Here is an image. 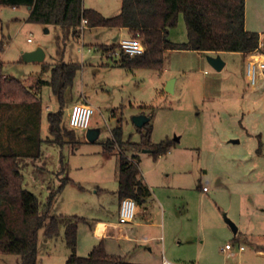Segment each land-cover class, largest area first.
Here are the masks:
<instances>
[{"label": "rangeland", "instance_id": "374dc122", "mask_svg": "<svg viewBox=\"0 0 264 264\" xmlns=\"http://www.w3.org/2000/svg\"><path fill=\"white\" fill-rule=\"evenodd\" d=\"M82 4L106 17L118 14L121 8V0H82ZM27 12L25 6L4 5L0 10L2 74L23 80L29 74L39 73V77L49 79L50 72H41L38 62H27L22 58V52L37 46L44 49L46 60L42 62L48 65L56 62L77 64L73 81L64 91L63 121L68 124L73 103L88 101L95 107L90 126L99 128L95 141H88L85 130L75 128H72L75 142L59 145L48 141L47 138L52 137L47 113L57 110L60 105L48 84H42L38 89V104H31L34 110L38 109L36 122H27V115L34 117L36 111L26 114L23 104L0 102V153L13 151L20 154L24 187L34 192L42 204L49 191L56 189L64 177L71 180L52 203L50 215L81 216L90 205L91 211L98 214L102 210L101 203L113 213L116 198L112 190L118 177L119 157H131L132 150L142 156L139 163L142 180L148 177L153 182L151 190L159 189L163 177L161 167L148 158L150 154L144 151L146 148L131 149L125 143L140 142L149 124L151 142L174 139L171 148L172 155L179 158L177 195L180 211H185L188 206L192 211L200 210L202 186L212 188L214 183L225 181L229 173L236 180L246 181L240 186L239 183L233 185L246 193L248 204L264 219V85L250 91L241 53L221 54L227 64L220 70L208 61V55L212 54H199L193 50L168 52L160 69L129 70L104 56V48L127 37L126 32L117 27L86 25L83 33L78 31L66 37L59 26L27 20ZM114 37H117L115 41ZM168 37L177 42L187 39L182 13ZM262 37L264 39V32ZM171 77L174 78V90L169 92L165 84ZM236 98L239 101L234 102ZM231 99L234 103L229 101ZM213 109L217 110L215 114H212ZM227 113L232 114L234 120L239 119L248 131L256 129V133L226 128ZM138 114L150 117L147 125H135L133 117ZM116 131H120V144L114 141ZM233 139L240 141L230 142ZM109 140L114 141V148L107 151L105 143ZM258 148L261 155H257ZM38 149L42 152L35 156ZM226 154L235 157L231 166L224 164ZM219 168L227 171L216 172ZM99 187L110 191L102 194ZM81 195L88 200L81 201ZM85 203L88 205L82 206ZM221 215L228 216L224 212ZM69 250L65 222L59 224L58 233L53 236H45L44 227L38 230L40 264H65ZM19 261V254L0 253V264H17Z\"/></svg>", "mask_w": 264, "mask_h": 264}, {"label": "trees", "instance_id": "16d2710c", "mask_svg": "<svg viewBox=\"0 0 264 264\" xmlns=\"http://www.w3.org/2000/svg\"><path fill=\"white\" fill-rule=\"evenodd\" d=\"M1 5L27 6V20L59 26L66 37L78 32L82 17L87 19L88 26L124 27L130 33L138 31L144 51L133 56L120 52L113 60V64L129 70L141 67L160 69L167 52L172 50L189 49L204 53L234 51L244 55L259 51V33L245 28V0H121L119 13L109 17L95 9L85 8L82 0H0ZM180 13L184 18L187 39L177 42L170 40L168 35ZM116 47L117 42H113L104 49ZM1 67L0 63V102L23 104L26 114L36 111L34 117L27 115V122H36L38 109L34 110L31 104H38L40 86L50 85L60 105L57 110L47 113L48 130L52 137L47 140L59 145L67 141L75 142L74 129L63 121L62 105L64 91L71 85L78 65L67 62L48 65L42 62L41 72L49 71V79H43L37 73L29 74L23 80L3 76ZM150 133L151 125L148 124L140 142L125 143L131 149H148L156 159L170 150L174 139L151 142ZM113 137L115 143L120 144V131L114 132ZM38 141L41 139L38 138ZM114 141L105 143L107 151L114 148ZM39 153L38 149L35 156ZM131 158L135 161L122 155L119 157L117 193L120 198L131 197L141 204L150 190L137 176V156ZM19 161L20 154L17 152L0 153V253L19 254L17 264H40L38 230L44 227V235L53 236L58 233L59 224L63 221L66 242L71 250L65 264H127L120 256L107 253L102 242L87 254H78L75 249L76 232L78 222L84 218L49 214L52 203L64 185L71 181L70 178L64 177L41 204L38 196L24 187Z\"/></svg>", "mask_w": 264, "mask_h": 264}, {"label": "crops", "instance_id": "0c3cea01", "mask_svg": "<svg viewBox=\"0 0 264 264\" xmlns=\"http://www.w3.org/2000/svg\"><path fill=\"white\" fill-rule=\"evenodd\" d=\"M3 6H0V10ZM263 6L264 0H245V28L259 33L260 54H264ZM25 7L28 10L27 14H29V7ZM249 7H251V11ZM118 29L130 34L127 28ZM116 39L117 37H114L113 40ZM193 51L199 54L204 53L197 50ZM227 52L230 51L206 52V54H219L221 57V54ZM242 55L245 59V55ZM45 60L46 53L43 61ZM223 61L224 67L227 61L225 59ZM38 64L41 65V62ZM3 76L6 75L3 74ZM257 88L258 86L249 87L250 91H256ZM229 101L233 102L232 99ZM235 101L237 102L239 99L236 98ZM216 111L213 109L212 114H215ZM231 116L232 114L227 113L225 117L227 122L224 126L227 125L226 128L229 127L228 129L234 132L244 130L246 134L256 133V129L250 130L251 132L248 131L239 119L234 120ZM239 141L230 142L239 143ZM172 150L171 148L156 159H153L150 151L144 150L150 154L148 158L161 167L160 171L163 176L160 182L161 187L155 188L153 191L151 190L152 180L150 182L148 177H144V180L141 178L139 163L142 156L132 150L131 157L136 155L138 161L137 176L149 188V195L143 203H136V212L132 221L120 223L119 206L122 198L117 193V177L116 186L112 190V194L116 198L113 213L106 209L102 203L100 204L102 210L98 208V211L100 210L98 214L91 211L92 205L86 206L88 203L82 205L86 207L79 216L84 219L78 222L77 226L76 252L87 254L96 244L102 242L107 253L120 256L127 264H264V219L261 215L255 214L252 206L248 204L246 193L234 187V185L239 183L240 186V183L246 181L236 180L228 173L225 181L214 183L212 188L208 186L207 190L202 189L200 210L192 211L188 206L182 212L179 210V197L177 195L179 158L172 155L174 152ZM256 151L257 155H261V149L258 148ZM131 157L129 159L135 161ZM223 160L224 164L228 166L235 163V157L232 156L231 158L228 154L223 156ZM224 171L227 170L223 168L216 170V172ZM227 182H231L232 185L230 184V186ZM66 185L67 183L61 192ZM108 190L110 191L106 187L98 188L102 194ZM262 190L264 191V185H262ZM81 196V201L88 200L83 195ZM222 212L227 214L235 223L237 227L235 232L221 215ZM229 241H231L232 248L226 249L224 246ZM240 244L244 245V249H238ZM70 252L71 250L66 253V258Z\"/></svg>", "mask_w": 264, "mask_h": 264}, {"label": "built area", "instance_id": "2783aa9c", "mask_svg": "<svg viewBox=\"0 0 264 264\" xmlns=\"http://www.w3.org/2000/svg\"><path fill=\"white\" fill-rule=\"evenodd\" d=\"M87 25V19L81 18L78 25V31L83 33L84 27ZM30 41V38H27ZM144 51V45L138 31L130 33L127 37L120 38L115 49L104 51V56L114 60L120 52L130 56L140 54ZM245 74L251 87L264 85V54H260L258 50L245 54ZM95 113V107L88 101H77L71 105L68 124L71 128L86 130L90 127L92 116ZM207 190V186L202 187ZM136 212V202L131 197H123L119 206V222L125 223L132 221ZM226 249L232 248L231 243H226ZM239 250L244 249V245L238 246Z\"/></svg>", "mask_w": 264, "mask_h": 264}, {"label": "water", "instance_id": "95a60500", "mask_svg": "<svg viewBox=\"0 0 264 264\" xmlns=\"http://www.w3.org/2000/svg\"><path fill=\"white\" fill-rule=\"evenodd\" d=\"M22 58L24 61H27V62H30V61L42 62L45 58V51L41 46H37L34 49L22 52ZM207 58H208V61L210 62V64L216 70H220L224 65V61L220 57L219 54L218 55H208ZM173 86H174V78L171 77L166 81L165 89L169 92H172ZM148 120H149V117L147 115H144V114H138V115H135L133 117V122L135 123V125L137 127H141ZM98 134H99V128L98 127L90 126L85 130V138L88 141H95L96 138L98 137ZM233 141H237V139H233ZM146 151H149V150L147 149ZM224 219L229 224L231 229L235 232L237 230L235 223L226 215H224Z\"/></svg>", "mask_w": 264, "mask_h": 264}]
</instances>
